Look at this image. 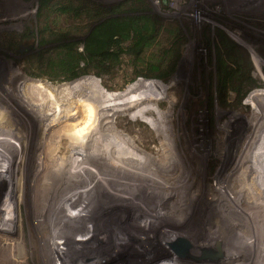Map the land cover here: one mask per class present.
I'll return each instance as SVG.
<instances>
[{
    "label": "rangeland",
    "instance_id": "374dc122",
    "mask_svg": "<svg viewBox=\"0 0 264 264\" xmlns=\"http://www.w3.org/2000/svg\"><path fill=\"white\" fill-rule=\"evenodd\" d=\"M80 1H89L99 8H111L132 0ZM40 2L0 0V111L3 112L0 118L6 117L4 113L8 115V123L4 128V124H0V129L1 134L12 133L13 143L12 148L4 153L0 144V157L4 158L0 164V186L8 176L9 164L13 159L19 161L18 167H13V173H19L18 179L8 187L10 189L5 195V189L1 191L0 187V264H176L164 255L165 251L172 255L167 247L165 250L154 241L156 249L152 248L150 236L147 238L143 232L133 228V222H137L134 216L116 212L115 208L103 211L100 202L92 199L93 195L76 201L61 194L45 209L46 195L38 191L37 184L34 190L31 188L38 168L43 171V168L55 167V175L60 172V167L59 170L56 168L59 163L51 164L49 151H44L48 149L44 125L55 118L60 120L54 124L59 135L63 128L61 125L69 119L76 128L79 127V131L81 129L88 144L86 149L89 154L86 157L96 166L102 154L98 151L99 146L107 145L109 141L118 142L120 146L123 144L124 150L129 149L125 158L135 161L138 157L140 162L137 163L142 169L150 166L149 161L159 160L161 150L167 146L170 156L177 155L175 162L179 158L178 162L183 163V173L193 178H205L197 182L203 187L201 197L213 195L216 201L220 193L227 192L236 183L230 198L242 196L243 201L237 207L240 212L236 211V206L230 205L227 214L221 208L220 212L212 215V220L215 217L219 219L223 214L226 222L241 225L246 221L247 210L264 206L263 196L254 197V201L251 194L247 201L246 197L243 198L250 188L255 187L252 178L259 177L261 173L260 178H263L264 174V154H261L264 152L256 158L249 157L247 153L250 148L264 146V0H143V11L129 16H151L158 28L154 43L159 49H173L176 53L175 68L165 76L166 79L136 77L139 73L136 64L124 56L111 74L101 77L89 74L66 82L33 77L32 74L41 70L36 69L37 62L32 55L57 45H40V40L50 31L74 32L76 27L77 33H87L89 19H72L70 15L51 7L41 10ZM61 2L55 0L51 5ZM82 39L80 33L76 40ZM78 50L82 51L81 44ZM141 80L156 81L163 87L150 90L133 85ZM14 112L16 116L19 114L23 124L12 116ZM99 133L109 135L105 142L99 143L103 140ZM53 135L55 148L61 149L60 157L64 156L63 149L67 145H83L79 137L67 140L65 136L58 139V134ZM13 148H17L16 151ZM41 150L46 152L45 155L40 156ZM107 152L102 158H109L112 165L118 164L120 160L115 153ZM193 160L196 162L193 163ZM40 161H44L42 166ZM144 161L147 164L144 165ZM108 164L106 170L102 169L109 171L107 174L118 171ZM258 165L263 168L260 174L255 169L253 171L257 173L246 171L249 169L247 166L257 168ZM75 168L79 169V166ZM159 170L160 173L163 171L161 167ZM244 170L243 181H246L239 184L238 178ZM230 175L232 179H228ZM98 194L101 198L114 199V195L106 192ZM130 202L128 209L151 223H139L145 225H141L142 228H148L143 229L145 233H155L150 229L158 227V223L176 224L172 230L176 227L183 229L182 219L166 218L167 223L164 221L166 213H163L164 217L161 214L152 215L148 210L150 206L145 202ZM75 209L79 210L65 217L66 210ZM254 212L258 213L254 209L250 211ZM261 213L257 219L261 224L256 223L258 225L248 216L246 227L250 230L247 234L249 240L243 238V242L236 238L242 257L228 261L229 264H264V216ZM36 223L42 226H35ZM64 223L69 224V228H64ZM213 229L207 227L202 230L199 227L198 232L192 229L182 232L186 240L193 242L200 239L209 245H205L203 251L195 248L189 251V246L179 245L173 251L175 261L181 264H223L222 255L210 244L220 240L215 227ZM156 230L161 231L159 227ZM236 230L246 234L239 227Z\"/></svg>",
    "mask_w": 264,
    "mask_h": 264
},
{
    "label": "bare ground",
    "instance_id": "6f19581e",
    "mask_svg": "<svg viewBox=\"0 0 264 264\" xmlns=\"http://www.w3.org/2000/svg\"><path fill=\"white\" fill-rule=\"evenodd\" d=\"M1 112L2 111H0V113ZM1 114H3V112ZM4 114H6L5 115L6 117L0 118V124H4L3 128H4L5 124L8 123L7 122V116L8 115H7V113H4ZM0 116H2V115H0ZM12 116H16L15 112L13 113ZM18 116H19V114H18ZM18 116H16L18 121L22 123V120L19 119L20 117L18 118ZM36 116L37 115H35V117ZM9 117H8V119H9ZM90 119H91V117H90ZM38 122L40 123L39 119H38ZM55 122L59 123L60 120L55 118V119H53V121L49 120V122H47L48 124L46 123L44 125L46 127V130L43 129L45 132L44 137L46 138L48 136V139H47L48 141L46 142L48 149L44 150V151H46V152L49 151L50 157L48 159L49 160L52 159L50 161L51 164L52 163H59L58 167H56V168L58 169L60 167V172L57 175H55L56 173L54 172V170L57 171L56 169H54L55 167H49L48 168L46 166L47 167V169H46V168H43V167H45V165H44L42 167L44 169L43 171L41 170V168L39 170V168L37 167L38 168L37 171H39L38 174L35 173V177L32 176L33 180L35 178L36 179H35V181L32 182L33 186L31 189H33V187H35V184H37L36 187L39 188L38 191H41L42 194L46 195V198H45L46 202L44 203L45 209H47L51 205V202H55L56 197H58V196L61 197V194H65L66 198L69 197V198H72L71 200H76V201L82 200V199L86 200L87 198L90 197V195H93L92 199L98 200L100 202V207H101V209L103 208V211L104 210L108 211L109 208H111L112 210L115 208L116 212H119V213H125L126 212L125 214H127L128 216H134L137 219V222H133V228L138 229V231H140V232H143V234H145V236L147 238H148V236H150V239L152 241L150 243V245L152 248L156 249V247L153 245L154 241H155V244H157V246L161 245V247L163 246L164 249H165V247H167L170 250V252L172 253V255H175L173 253V251L179 245L189 246V251L191 250V248H195L196 250L203 251L204 246L209 245V244H204L202 241H200V239H198V240L195 239L196 241H193V242L190 240H186L182 237V232H184L186 230L189 231L191 229L193 230V232H194V230H197V232H198L199 227L202 230H204L207 227L212 228V230L214 231L213 227H215V233L220 235V240L218 242H214V243H210V244L213 247L215 246L218 249L219 253L222 255L220 257V259H222V261L224 262L223 264H229L228 261L234 260L235 258L238 259V258L242 257L241 252L238 251V245L239 244H236V240L237 239H239V240L241 239V241H243L244 239L247 241L249 240V239H247V236H249V235H247L249 227H246L249 223V219H247V218L249 216L250 218L253 219L255 224L256 223L261 224L260 221L257 219H259V216H260L259 214L261 212H263L261 214L264 216V206L261 205V207L263 208L261 210H258L261 207L256 208V209H255V207L253 208L254 210H257L258 213H256V212L250 213V211L252 212L253 209L250 211L247 210L246 213H248V214L246 217V221H244L243 223H240L241 225L226 222L227 220L226 221L224 220L223 214L221 215L222 217H219V214H218L219 219H216V217H215V220H212L213 219L212 215H214V213H216V211H219L221 208L226 210V211H224L225 214H227L226 212H228L230 210L228 207L230 205H232L234 208L236 206L237 210L236 209L235 210L238 211V208H237L238 204L242 203V201H243V199H241L242 196L240 195L241 198L238 197V199L230 198L231 195L234 194L233 193L234 188H235L234 186L237 185L236 183L234 185H232L231 189L230 188L227 189L228 193L226 191H223L222 193H220L219 197L216 198V201L213 200V198H215V197H213V195L212 196L208 195L207 198L201 197L200 196V190H201L202 186L200 185V183H197V182L200 179L203 180L205 178L204 177L193 178V176L189 175L188 173H183L184 172L183 163L181 161L178 162L179 158H177L178 159L177 163L175 162L176 160H174V159L177 157V155L176 156L175 155L170 156L171 152H169L167 146L163 147V149L161 150V153H160L161 156L159 157V160H154V161L148 162L147 161L148 159H147L146 161L150 164L151 167L146 166V168H144L141 165L144 168V169H142L139 166L140 164H138L140 162L139 160H137L138 157H136V158L134 157L136 159L135 161H133V160L129 161L127 158H125L127 155V151H129V149L124 150L123 144H122V146H120L119 145L120 143L118 144V142L112 143V141H109L107 145H101V146H99V148H98V146L96 147L99 149L98 150L99 153H102L99 161L97 160L98 162L96 163L97 164V166H96L94 163H92V161L90 162L87 159L89 151L86 149V145H88V144H87V140L84 138L83 133L81 132V129L79 131L78 130L79 127L76 128L75 123L72 122L71 119H69L67 123H65L63 126L61 125V127H63L64 129L61 128L62 131H61V134L59 135L60 132L57 130V127L55 126L56 125ZM5 129H4V131H5ZM7 129H9V128H7ZM1 131L2 130L0 129V144L3 147L2 149H3V153H4V152H6L12 148L11 146L13 143H11L12 140H11V136H10L12 133L8 134V132L7 133L2 132V134H1ZM53 134H55V136H56V134H58L57 135L58 139L59 138L61 139V137L63 138V136H65L67 140L76 139V137L77 138L79 137L80 141H83V143H82L83 145L77 146L74 144L72 145V143H71V144L67 145V147H65V148L63 147L64 148L63 150L65 151V153L63 152L64 156H65V154H69V156L60 157L61 155H59V154H61V149L58 150L57 148H55L56 141L53 138L54 137ZM99 136L101 137V139L103 138V140L99 142V143H101L103 141L105 142V140L107 139L106 137H108L109 135L106 136V135H103L102 133H99ZM91 137H92V135H91ZM66 139H64V140H66ZM79 139L77 141H79ZM75 143H77V142H75ZM61 144H62V142H61ZM43 146H44V143H43ZM19 147H21V146H19ZM52 147H54V148L52 149ZM16 149L17 148H13L12 150L16 151ZM104 150H105V152L108 151L106 154H111L112 152H114L116 157L120 160L119 163L116 165H112L111 161L108 160L109 158H106V157L102 158V155L105 153ZM248 150L249 151L247 153L249 154V157L256 158V155H258L261 152H264V146L261 147L259 145L258 148L255 147L253 149L250 148ZM257 150H260V151H257ZM44 151L41 150L40 156L45 155L44 153H46V152H44ZM27 153L28 152L26 151V154ZM261 154H264V153H261ZM1 155L3 156L4 154H1ZM134 155H136V154L134 153ZM3 159L4 158L0 157V164H1V161ZM112 159H113V157H112ZM246 159H248V158H246ZM261 159H262V156H261ZM13 160L14 161L9 164L7 178L5 179V181L0 186L1 191H2V188L5 189V191L3 190L4 191L3 195H5V193L8 192L6 190L8 189V187H11L13 181L18 179L19 173L14 174L13 172H14V168L18 167L19 161H16L15 159H13ZM42 160H44V158ZM6 161L7 160H5V162ZM44 161H46V160H44ZM44 161H43V163H41V161H40L41 166L44 164ZM106 161H108L109 164L105 163ZM137 161H139V162L137 163ZM146 161H144V165L147 164ZM124 162H126V163H124ZM192 162L195 163L196 161L193 160ZM241 162H242V164H244L243 163L244 160L241 159ZM247 162L250 163L251 161H247ZM90 163H91V165H90ZM134 163H136V164H134ZM154 163L156 166L154 165ZM100 164H102L103 166ZM106 164L112 165L118 171H114V172L111 171L110 174H107L109 171H103L102 170V169L107 168ZM239 164H240V166L242 165L240 163V161H239ZM21 165H22V163H21ZM25 165H27V164H25ZM76 165L79 166V169L75 168ZM255 166H257V165H255ZM153 167L155 169H152ZM160 167L163 169V171H161V173L159 172L161 170V169L159 170ZM89 168H91V170H89ZM170 168H172L171 171L169 170ZM247 168H249V169H247V170L245 169V170L251 172V174L257 173V172H259V174H260L261 170L263 169L261 165L260 166L258 165L257 168L256 167L254 168V166L251 168H250V166L249 167L247 166ZM254 169L257 170V172H254L255 171ZM45 170H48V171L46 172ZM154 170H155V172H153ZM156 170L158 172H156ZM175 170H178L177 173L174 175H170L171 173H174ZM245 170H244V174L242 176H240V178H238L239 184L246 181V180L243 181L244 176H245ZM36 174H37V176H36ZM122 175H131V177L130 176L129 177L128 176H122ZM260 175L257 178H255V176L252 178V180L255 184L253 182L252 183L254 184L255 187L250 188L249 192H247L248 194L246 192H245L246 194L244 193L245 195H247V196L243 195V198L246 197V201L250 198L249 197L250 194L252 195L251 197L253 198V201H254V197H258V196L264 197V195H263L264 194V192H263L264 174H263V178H260ZM228 179H232V176L230 175L228 177ZM247 186H248V184H247ZM229 187H231V186H229ZM197 190H199V191H197ZM246 191H248V190H246ZM56 192H60V193H56ZM98 192H106V193H109L111 195H114V196H112L114 199H111L110 197L109 198H101L102 196H100L98 194ZM0 195L2 196V192L0 193ZM27 195H28V193H27ZM132 200L135 202H145L147 206H150V208H148V207L147 208H148L149 212H152V215L161 214L163 216L164 215L163 213H166L167 215H166L165 219L166 218L169 220L175 219V221H176V219L177 220L182 219L183 220V222H182L183 229L182 228L180 229V227H176L175 230H172V226L175 227L176 224H173L172 226H170V224L169 225L168 224H165V225L162 224L163 225L162 226L158 223V227L161 230L160 232L156 230V229H158V227L155 226V229L154 228L150 229V231H155V233H151V232L145 233V231H143V229H148V228H146V227L142 228L141 225L145 226L143 224H149L150 225L151 223H150V221L145 220V218L142 215H140L139 213H137L135 211H131L128 209L129 205L132 203L130 201H132ZM47 201H49V203ZM250 201H251V199H250ZM171 202H173L172 205H171ZM90 203H92V202H90ZM259 203H257V204L260 206ZM90 205H93V204H90ZM69 206L78 207L77 205H69ZM77 210H79V209H77ZM77 210L76 209L75 210H66L65 212L67 214L65 215V217L70 216L71 214H74L73 212L77 211ZM196 211L199 213H197ZM238 212H240V211H238ZM246 213H244V214H246ZM210 216H211V218H210ZM216 216H217V214H216ZM227 216H229V215H227ZM124 217H125V215H124ZM256 217H258V218H256ZM147 219H150V218H147ZM167 219L164 221L167 222L168 221ZM262 219H263L262 221L264 222V218H262ZM139 223H143V224L139 225ZM242 224H243V226H242ZM258 224H256V225H258ZM64 225H63L64 228H69V224L64 223ZM35 226H42V225H41V223L40 224L36 223ZM161 226H162V228H160ZM202 226H204V227L202 228ZM238 227L240 228V231L246 233L245 234L246 236L242 233H238L239 231L236 230V228H238ZM254 227H256V226H254ZM241 228H243V230H241ZM188 231H186V232H188ZM157 232H159V233H157ZM241 234H242V236H240ZM194 236L196 238L195 233H194ZM234 236H237V237H234ZM158 237H159V239H158ZM123 244L124 243H122V245ZM212 246H210V247H212ZM155 249H153V250H155ZM155 251H157V250H155ZM213 251H215V250L213 249ZM245 251H247V250H245ZM163 253L167 258H169V260L171 262H174V263L176 262V264H181V263H178L177 261H175L176 259L168 251H165ZM141 256H144V255H141ZM192 257H194V256H192ZM129 259H131V258L129 257ZM239 260H241V259H239ZM219 262H220V260H219Z\"/></svg>",
    "mask_w": 264,
    "mask_h": 264
},
{
    "label": "trees",
    "instance_id": "16d2710c",
    "mask_svg": "<svg viewBox=\"0 0 264 264\" xmlns=\"http://www.w3.org/2000/svg\"><path fill=\"white\" fill-rule=\"evenodd\" d=\"M54 1L41 0L40 9L51 7L72 19H89L87 33H77L76 27L74 32L50 31L40 40V45H57L32 55L37 62L36 69L41 70L32 74L33 77L47 78L52 82L73 81L89 74L101 77L113 73L124 56L136 64L139 72L136 77L165 80V76L174 70L176 53L173 49H159L154 43L158 37L154 19L146 14L129 16L142 9L143 0H132V3L128 1L111 8H99L80 0H62L51 5ZM80 33L83 39L78 41ZM80 44L81 52L78 50ZM133 85L150 90L163 87L151 80L137 81Z\"/></svg>",
    "mask_w": 264,
    "mask_h": 264
}]
</instances>
